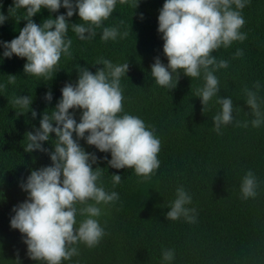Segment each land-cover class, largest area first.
<instances>
[{
	"label": "trees",
	"instance_id": "trees-1",
	"mask_svg": "<svg viewBox=\"0 0 264 264\" xmlns=\"http://www.w3.org/2000/svg\"><path fill=\"white\" fill-rule=\"evenodd\" d=\"M164 3L117 0L110 17L100 27L93 26L95 37L84 40L72 31L71 24L83 23L77 10L69 19L66 37L72 40L71 56L62 55L49 77L25 74L26 59L3 58L0 47V85H5L0 88V264H18L17 259L19 264H44L28 257L24 237L10 227L12 209L28 197L20 184L32 170L51 165L50 156L44 152L24 151L28 143L25 133L40 127L45 111L51 115L62 98L61 89L77 82L79 67L95 74L103 68L97 64L101 58L113 65L129 64L127 74L120 78L124 99L119 115H135L154 130L161 142L160 166L145 179L134 169L109 167L110 152L102 153L86 140H79L86 152L98 158L93 165L94 170L102 168L98 185L118 193L119 199L98 205L101 215L96 219L105 232L99 244L72 245L78 254L61 264H264V122L254 128L256 117L246 104L247 91L254 92L264 114V0H247L239 10L245 20L240 29L246 34L243 42L234 41L212 52L217 62L225 60L228 67L214 71L219 91L204 109L196 95L205 84L203 71L197 78L180 72L175 88L161 87L151 76L155 58L168 64L158 32ZM0 5V13L8 17L0 24V41L10 42L26 25V10H9L14 0H0ZM66 12L63 7L57 13L42 9L32 19L40 25L49 16L55 19ZM112 27L121 35L102 40L103 29ZM125 32L128 35L123 37ZM238 49L242 56L235 55ZM8 75L16 76L14 84L8 83ZM49 91L51 102L45 100ZM18 96H29L33 103L22 109L11 102ZM219 98H231L233 120L221 125L217 133L213 118L222 112ZM31 109L37 113L35 118ZM70 113L79 123L82 110ZM55 138L51 134L42 147L53 151ZM249 171L257 181L256 196L245 199L241 185ZM112 175H120L121 182L113 184ZM180 187L191 196V203L185 207L195 209L190 213L193 222L183 216L175 221L166 219ZM83 219L78 211L77 226ZM164 250L174 252L171 261L163 260Z\"/></svg>",
	"mask_w": 264,
	"mask_h": 264
},
{
	"label": "clouds",
	"instance_id": "clouds-1",
	"mask_svg": "<svg viewBox=\"0 0 264 264\" xmlns=\"http://www.w3.org/2000/svg\"><path fill=\"white\" fill-rule=\"evenodd\" d=\"M116 3L117 0H14V7L9 10L25 9L27 23L19 30L18 37L10 42L0 41V47L4 49L2 57L24 58L27 61L25 74L49 77L62 55L71 56L72 40L66 37L69 19L77 10L83 23L71 24L72 31L81 40L91 39L96 35L93 26L100 27L102 21L113 13ZM246 3L247 0H165L158 16V32L162 34L163 53L168 64L165 66L158 57L155 58L150 72L155 83L175 88L180 72L189 78H197L203 71L205 84L197 89L196 95L200 97L204 109L219 91L214 71L228 67L225 60L217 62L212 52L246 39V34L240 32L245 20L239 11ZM61 7L67 10L66 15H58L55 19L49 16L40 25L32 19L42 9L57 13ZM7 19L0 13V24ZM118 35L121 33L117 28H104L101 39L115 40ZM127 35V32L122 34L123 37ZM235 55L242 56V50L238 49ZM97 64H102L103 68L97 69L95 74L79 67L77 82L67 83L61 89L62 98L51 115L45 111L40 127L25 133L28 143L24 151L44 152L50 156L51 165L32 170L26 181L20 184L28 197L12 209L14 215L10 219V227L24 237L28 257L44 264H61L63 260L71 259L78 254L77 248L71 246L78 242L88 247L98 245L105 235L96 219L101 215L98 205L119 199L118 193H109L98 185L102 168L93 169L98 158L94 153L86 152L79 140H86L89 146L102 153L110 152L109 167L134 169L137 176L145 179L150 178L160 166L158 153L161 142L154 130H150L135 115H119L123 111L124 99L120 78L127 74L129 64L113 65L103 58ZM15 82L16 76L8 75V83ZM2 87L5 85H0ZM256 87H259V82ZM45 100L51 102L50 91L46 93ZM11 102L24 109L31 106L33 99L18 96ZM217 103L222 105V112L213 120L214 130L219 133L221 125L233 120V102L231 98H219ZM246 104L256 117L252 126L259 127L264 122V114L254 92L247 91ZM74 109L82 110L79 123L70 113ZM31 113L35 118L36 111L31 109ZM243 126L247 127V122ZM53 133L56 137L54 150L49 151L42 145L49 141ZM112 179L113 184L121 182L120 175H112ZM256 188V178L249 171L241 185L243 198L255 197ZM189 203L191 196L183 187L178 188L166 219L175 221L183 216L188 222H193L194 217L190 213H194L195 209L185 207ZM77 204L82 207L78 209ZM78 211L85 219L77 226ZM162 256L163 260L171 261L174 252L164 250ZM17 262L19 264L18 259Z\"/></svg>",
	"mask_w": 264,
	"mask_h": 264
}]
</instances>
